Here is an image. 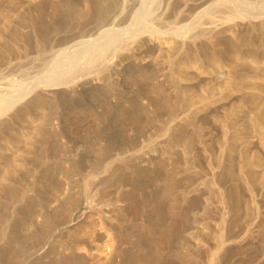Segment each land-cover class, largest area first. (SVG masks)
Instances as JSON below:
<instances>
[{"label":"rangeland","instance_id":"obj_1","mask_svg":"<svg viewBox=\"0 0 264 264\" xmlns=\"http://www.w3.org/2000/svg\"><path fill=\"white\" fill-rule=\"evenodd\" d=\"M90 1L0 0L3 102L80 39ZM172 1L214 2L195 27L262 15L0 113V264H264V0Z\"/></svg>","mask_w":264,"mask_h":264},{"label":"bare ground","instance_id":"obj_2","mask_svg":"<svg viewBox=\"0 0 264 264\" xmlns=\"http://www.w3.org/2000/svg\"><path fill=\"white\" fill-rule=\"evenodd\" d=\"M213 4L214 2H210L207 6H203L200 2L186 13H181V6L172 0L90 1L89 4H86L87 9L79 12L80 18L89 21L90 24L81 30L79 29L77 33L72 32L79 35L80 39L59 49L54 54L52 60L54 65L52 64V66L61 67L63 70L60 68L61 72L60 70L57 72L53 70L54 67L50 69L54 71L52 80H48V74L51 75V73L50 70H47L46 73L32 81L20 83L19 88L15 89V94L11 91L13 95H4L6 98L3 99L4 102L0 99L3 104H0V113L10 111L25 97L31 93L34 94V91L36 94V91L43 93L58 88L69 89L72 88V82L75 80H77L79 89L87 83L96 85L100 78L110 80L113 74L118 73L119 67L125 61H149L147 53L160 45H167L166 47L172 50L173 54L199 42L206 41L213 45L214 43H221L222 39L227 36V29L237 21L261 20L258 16L262 14H254L256 10L249 13L247 10L244 13L238 12V15L225 16V19L209 26L198 25L195 27L193 17L203 14ZM222 7L224 4L220 8ZM170 22H173L174 25L167 29L159 28L162 25H168ZM123 23H127V25L120 28L119 26ZM242 58L240 57L241 60H243ZM212 62L215 64L217 60L213 59ZM59 74L65 75L59 76ZM62 77L64 79L60 82H53ZM247 87L253 88L250 82L247 83ZM6 88L8 89V84ZM86 217L87 215L84 213H73L70 217L71 222L69 221L71 227L81 224L82 219Z\"/></svg>","mask_w":264,"mask_h":264}]
</instances>
